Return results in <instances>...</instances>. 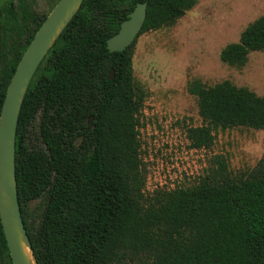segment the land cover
I'll use <instances>...</instances> for the list:
<instances>
[{
    "label": "trees",
    "instance_id": "16d2710c",
    "mask_svg": "<svg viewBox=\"0 0 264 264\" xmlns=\"http://www.w3.org/2000/svg\"><path fill=\"white\" fill-rule=\"evenodd\" d=\"M142 2L135 39L173 25L197 0H82L26 88L14 177L34 264H264V152L244 179L229 177L219 162L195 185L142 192L136 115L143 91L131 75L134 41L121 52L105 48ZM34 32L23 45L0 47V107ZM252 52H264V14L218 58L241 68ZM186 91L201 120L186 132L192 148H208L217 128L264 131V95L227 80L206 86L194 79ZM34 200L35 225L27 211ZM0 264H11L1 227Z\"/></svg>",
    "mask_w": 264,
    "mask_h": 264
},
{
    "label": "rangeland",
    "instance_id": "374dc122",
    "mask_svg": "<svg viewBox=\"0 0 264 264\" xmlns=\"http://www.w3.org/2000/svg\"><path fill=\"white\" fill-rule=\"evenodd\" d=\"M263 14L264 0H197L173 25L134 40L131 75L143 91L136 128L144 196L195 185L214 175L219 162L235 179L246 178L255 168L264 152L262 130L217 128L208 148L190 146L186 132L201 120L186 84L195 79L211 86L227 80L263 96L264 52L250 53L241 68L218 58L224 45L236 42L244 27ZM39 209V200L29 203L34 225Z\"/></svg>",
    "mask_w": 264,
    "mask_h": 264
},
{
    "label": "water",
    "instance_id": "95a60500",
    "mask_svg": "<svg viewBox=\"0 0 264 264\" xmlns=\"http://www.w3.org/2000/svg\"><path fill=\"white\" fill-rule=\"evenodd\" d=\"M82 0H58L23 50L5 88L0 107V227L11 264H34L16 198L14 137L17 116L26 88L42 58ZM145 2L137 3L105 41L109 53L121 52L139 33L145 18ZM110 70L107 79H111Z\"/></svg>",
    "mask_w": 264,
    "mask_h": 264
},
{
    "label": "flooded vegetation",
    "instance_id": "af4514ba",
    "mask_svg": "<svg viewBox=\"0 0 264 264\" xmlns=\"http://www.w3.org/2000/svg\"><path fill=\"white\" fill-rule=\"evenodd\" d=\"M46 1L0 0V47L6 45L8 49L12 45H23L58 0L49 4Z\"/></svg>",
    "mask_w": 264,
    "mask_h": 264
}]
</instances>
